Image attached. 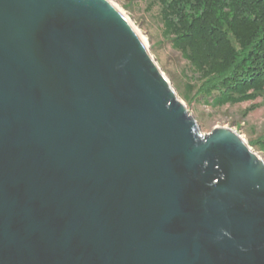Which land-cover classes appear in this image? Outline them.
Returning <instances> with one entry per match:
<instances>
[{"label": "water", "instance_id": "95a60500", "mask_svg": "<svg viewBox=\"0 0 264 264\" xmlns=\"http://www.w3.org/2000/svg\"><path fill=\"white\" fill-rule=\"evenodd\" d=\"M0 264H264V161L109 0H0Z\"/></svg>", "mask_w": 264, "mask_h": 264}, {"label": "trees", "instance_id": "16d2710c", "mask_svg": "<svg viewBox=\"0 0 264 264\" xmlns=\"http://www.w3.org/2000/svg\"><path fill=\"white\" fill-rule=\"evenodd\" d=\"M165 29L187 61L191 79L183 98L213 107L255 101L264 105V0H182ZM256 104L249 108L253 109ZM264 150V139L258 140Z\"/></svg>", "mask_w": 264, "mask_h": 264}, {"label": "rangeland", "instance_id": "374dc122", "mask_svg": "<svg viewBox=\"0 0 264 264\" xmlns=\"http://www.w3.org/2000/svg\"><path fill=\"white\" fill-rule=\"evenodd\" d=\"M126 17L143 39L155 63L171 83L178 98L184 103L200 126L202 133L216 127H228L241 135L255 153L264 161V150L258 149V140L264 139V105L261 97L234 105L213 107L195 99L198 84L191 79L187 61L171 45L165 29L172 23V17L164 8L175 10L182 0H109ZM188 86H194L191 101L183 98ZM256 104L253 109L249 108Z\"/></svg>", "mask_w": 264, "mask_h": 264}, {"label": "bare ground", "instance_id": "6f19581e", "mask_svg": "<svg viewBox=\"0 0 264 264\" xmlns=\"http://www.w3.org/2000/svg\"><path fill=\"white\" fill-rule=\"evenodd\" d=\"M142 39V38H141ZM143 40V39H142ZM144 42V41H143ZM145 44V43H144Z\"/></svg>", "mask_w": 264, "mask_h": 264}]
</instances>
